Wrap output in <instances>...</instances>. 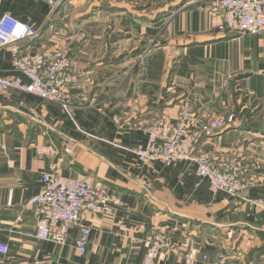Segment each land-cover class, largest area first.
I'll use <instances>...</instances> for the list:
<instances>
[{
    "label": "crops",
    "instance_id": "0c3cea01",
    "mask_svg": "<svg viewBox=\"0 0 264 264\" xmlns=\"http://www.w3.org/2000/svg\"><path fill=\"white\" fill-rule=\"evenodd\" d=\"M52 1L0 0V16L39 30L0 49V75H19L14 49L61 48L73 58L75 77L69 112L31 94L0 93V242L9 246L0 264H141L157 232L168 242L154 264H187L194 246L208 258L192 264H264V211L250 202L264 198V122L238 119L218 134L201 128L209 117H244L245 95L264 100V32H219L224 14L210 0H161L157 9ZM86 96H96L99 107ZM185 101L196 112L194 157L234 159L244 177L260 180L238 196L213 195L192 159L171 166L138 159L132 149L146 143L145 127L175 124ZM52 167L104 184L122 200L112 215L86 214V253L76 245L77 226L65 245L35 236L38 208L30 200Z\"/></svg>",
    "mask_w": 264,
    "mask_h": 264
},
{
    "label": "built area",
    "instance_id": "2783aa9c",
    "mask_svg": "<svg viewBox=\"0 0 264 264\" xmlns=\"http://www.w3.org/2000/svg\"><path fill=\"white\" fill-rule=\"evenodd\" d=\"M54 0L52 4H56ZM216 10H223L224 18L218 24L219 32L251 33L264 32V0H217ZM39 35V30L9 13L0 16V49L11 46L26 38ZM13 64L19 75H0V93L11 91L31 94L39 99L61 104L68 112L75 97L70 88L75 82L72 74L73 59L64 49L44 48L36 52L14 49ZM90 106L99 107L96 96L85 97ZM195 109L190 101H185L173 125L152 123L145 127L147 141L143 146L132 149L138 159L146 164L160 161L171 166L179 161L192 159L198 177L207 179L213 195L223 192L238 196L251 182L262 177L247 179L242 175L243 167L230 158L214 159L207 155H193L195 138L189 133L196 119ZM235 122L231 114L226 119L210 118L201 122V128L211 134L223 130ZM70 152V148H65ZM42 190L30 200L38 208V222L35 236L42 240L65 245L73 226L80 234L76 245L81 253H86L92 233V226L86 222V214L112 215L121 205V198L104 184H94L88 179L69 177L55 168L42 175ZM250 202L264 211V198L254 197ZM165 232L154 233L149 248L141 264H154L157 255L167 246ZM8 244L0 242V253L7 254ZM199 246L191 248L186 257L187 264L207 260ZM225 259V254H219Z\"/></svg>",
    "mask_w": 264,
    "mask_h": 264
},
{
    "label": "rangeland",
    "instance_id": "374dc122",
    "mask_svg": "<svg viewBox=\"0 0 264 264\" xmlns=\"http://www.w3.org/2000/svg\"><path fill=\"white\" fill-rule=\"evenodd\" d=\"M56 1V0H55ZM120 1H124L123 3H128V4H130V3H132V6L134 7V8H136V7H149V6H151V7H153V8H159V7H161V6H163V5H165V3L166 2H163V1H161V0H157V2H153V3H150V2H148L147 0H117V2H120ZM195 2H196V0H194ZM211 2H212V9H214L215 11H219V10H221V9H219V10H216L215 9V2L217 1V0H210ZM57 2V1H56ZM223 11V10H222ZM223 14H224V12H223ZM162 16H165V14H163ZM161 16V17H162ZM155 18V20H158V18H157V15L156 16H154ZM225 33H227V32H225ZM228 33H230V32H228ZM235 34H241V35H243V34H248V33H235ZM249 34H251V33H249ZM254 35V34H253ZM259 35V34H258ZM257 36V35H256ZM51 49V48H50ZM55 49V48H54ZM143 53V52H142ZM141 53V54H142ZM143 55V54H142ZM145 55V54H144ZM143 55V56H144ZM73 59V58H72ZM73 74V73H72ZM244 97H247V98H245V100L244 101H246L247 102V112L245 113V116L243 117V116H239V113H237V112H231V113H229L228 115H226V116H213V117H209L208 119H206V120H204V122H206L207 120H209L210 118H224V119H226L228 116H230L231 114H233L234 115V120H235V122L238 120V119H242V118H249L250 120H252L253 122H264V100H258V99H256V98H254L253 96H251V95H245ZM196 114V113H195ZM251 116V117H250ZM196 120V119H195ZM194 120V121H195ZM235 122L233 123V124H231V125H228L227 127H234L235 125ZM254 124V123H253ZM257 125H259V124H257ZM260 126V125H259ZM226 127V128H227ZM226 128H224V129H226ZM223 129V130H224ZM223 130H221V131H223ZM221 131H218V132H216V133H219V132H221ZM70 148V147H69ZM71 150V149H70ZM232 160H234V159H232ZM235 161V160H234ZM260 198H262V197H260Z\"/></svg>",
    "mask_w": 264,
    "mask_h": 264
},
{
    "label": "water",
    "instance_id": "95a60500",
    "mask_svg": "<svg viewBox=\"0 0 264 264\" xmlns=\"http://www.w3.org/2000/svg\"><path fill=\"white\" fill-rule=\"evenodd\" d=\"M232 127V126H231ZM231 127H227L226 129H224L223 131H225V130H227V129H230ZM223 131H221V132H223ZM221 132H219V133H221ZM218 134V133H217Z\"/></svg>",
    "mask_w": 264,
    "mask_h": 264
}]
</instances>
